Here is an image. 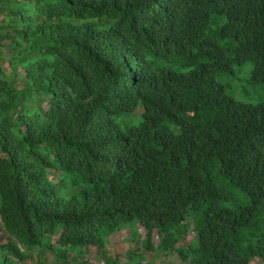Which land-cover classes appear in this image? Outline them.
Returning a JSON list of instances; mask_svg holds the SVG:
<instances>
[{"label":"trees","instance_id":"trees-1","mask_svg":"<svg viewBox=\"0 0 264 264\" xmlns=\"http://www.w3.org/2000/svg\"><path fill=\"white\" fill-rule=\"evenodd\" d=\"M246 63L264 84V0H0L4 264L129 225L128 264L264 262V102L218 80Z\"/></svg>","mask_w":264,"mask_h":264},{"label":"rangeland","instance_id":"rangeland-1","mask_svg":"<svg viewBox=\"0 0 264 264\" xmlns=\"http://www.w3.org/2000/svg\"><path fill=\"white\" fill-rule=\"evenodd\" d=\"M253 69L252 63H246L242 66L235 65L233 67V72H227L225 75L218 76V80L220 83L227 86L228 93L233 96L236 100L249 103V104H257L260 102H264V84L256 83L251 77V71ZM143 113V109L141 106L136 110V112L132 115H124L117 120V123L122 127H139L141 123V114ZM1 228V221H0ZM128 229H118L115 233L110 234L106 239V248L105 252L107 257L101 255L98 252L96 247H90L82 253V257L75 260L76 255L78 254L76 251L70 249H60L56 256H59V253L67 254L70 259L67 261V264H104V261L116 260L118 264H128L125 254L128 249H134V243L130 241V229L136 230V237H139L137 244V249L142 248L141 243L143 239L146 237V232L138 226L129 225ZM193 228L189 229V236L187 241H191L195 239V234L192 231ZM0 238L3 239L2 243H5L7 240V235H5L2 231H0ZM55 239L53 243H55ZM160 242L159 239L155 238L154 243L158 245ZM138 253V252H137ZM46 259L42 260L43 264H65V260L63 258H56V256L51 255L49 253L46 254ZM63 255V254H62ZM38 252L33 254L32 258H29L25 263L22 264H36L35 262L38 259ZM152 257V258H151ZM111 262V261H110ZM0 264H4V259L2 254L0 253ZM111 264V263H110ZM141 264H182L181 261L177 258V256L173 258H167L162 254H153V256H146L145 261L141 262ZM251 264H264L260 259H254Z\"/></svg>","mask_w":264,"mask_h":264}]
</instances>
